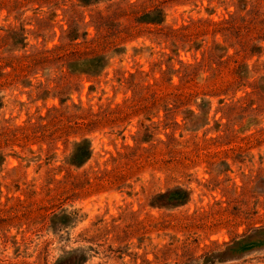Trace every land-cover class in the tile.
I'll return each instance as SVG.
<instances>
[{
  "label": "rangeland",
  "instance_id": "374dc122",
  "mask_svg": "<svg viewBox=\"0 0 264 264\" xmlns=\"http://www.w3.org/2000/svg\"><path fill=\"white\" fill-rule=\"evenodd\" d=\"M0 264H264V0H0Z\"/></svg>",
  "mask_w": 264,
  "mask_h": 264
},
{
  "label": "trees",
  "instance_id": "16d2710c",
  "mask_svg": "<svg viewBox=\"0 0 264 264\" xmlns=\"http://www.w3.org/2000/svg\"><path fill=\"white\" fill-rule=\"evenodd\" d=\"M83 150H81L80 148L77 149V153L75 154V163L79 164L81 162H83L86 158H87V152H82ZM160 197H163L165 198V202L166 204L168 203H171V202H178V201H184L186 199V192L182 189H176V190H171L167 193H164V194H160L159 195ZM235 246H241L240 249H239V252L238 250L236 251V253H241V251L243 249H247V247H249V243H241V242H238L235 244Z\"/></svg>",
  "mask_w": 264,
  "mask_h": 264
}]
</instances>
